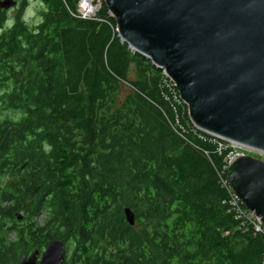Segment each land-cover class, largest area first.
Returning <instances> with one entry per match:
<instances>
[{"label": "trees", "instance_id": "obj_1", "mask_svg": "<svg viewBox=\"0 0 264 264\" xmlns=\"http://www.w3.org/2000/svg\"><path fill=\"white\" fill-rule=\"evenodd\" d=\"M40 1L32 25L0 12V111L18 112L0 118V264L54 239L72 264H264L221 182L231 148L119 40L104 0L98 19Z\"/></svg>", "mask_w": 264, "mask_h": 264}, {"label": "water", "instance_id": "obj_2", "mask_svg": "<svg viewBox=\"0 0 264 264\" xmlns=\"http://www.w3.org/2000/svg\"><path fill=\"white\" fill-rule=\"evenodd\" d=\"M103 2L119 40L166 71L196 127L264 154V0ZM15 4L0 0V8ZM226 178L264 225V160L241 155ZM124 215L135 224L130 208ZM65 248L63 240H51L18 264H63Z\"/></svg>", "mask_w": 264, "mask_h": 264}, {"label": "built area", "instance_id": "obj_3", "mask_svg": "<svg viewBox=\"0 0 264 264\" xmlns=\"http://www.w3.org/2000/svg\"><path fill=\"white\" fill-rule=\"evenodd\" d=\"M81 1L83 0H78V14L77 16H81L82 18H97L96 14H94L93 16H85L86 14H93V11L95 10H99V7L98 6H101L102 5V2H100V0H97L98 2V6H94L96 4H94L92 2V0H89V8H91V11L89 9H83L82 7V3ZM82 13V14H81ZM111 13V12H110ZM112 16V14H110ZM81 14V15H80ZM98 19V18H97ZM163 73L166 75V77L168 76L166 74V71L164 69H162ZM173 83L174 81L168 77ZM175 85V83H174ZM176 87V85H175ZM196 127V126H195ZM198 128V127H197ZM200 129V128H198ZM202 130V129H200ZM206 132V131H205ZM209 133V132H207ZM211 134V133H209ZM213 135V134H211ZM216 136V135H214ZM218 137V136H216ZM219 139L223 140L225 142V146L226 147H229L231 148L229 150V153L226 155L225 157V164H224V167H223V170H222V173L220 175V178H221V182H222V185L227 189V191L229 192V203L230 204V208H231V211L235 214L234 216H236V218L240 221V224L241 226H243V228L245 227H250V229L253 230L254 233H257V234H260L264 237V225L261 221V218L259 216H257L254 212L248 210L243 203H241L242 201L236 196V194L231 190L232 188L230 187L229 185V182H228V179L226 178L227 177V170H228V167H229V164L232 163L233 160H235L236 158H238L239 156L243 155L244 153H240L241 150H249V151H253V149L249 148V147H246L242 144H239L237 142H234L232 140H229V139H224V138H221V137H218ZM223 175L225 177H223ZM264 254V253H263ZM263 261H264V255H263Z\"/></svg>", "mask_w": 264, "mask_h": 264}, {"label": "rangeland", "instance_id": "obj_4", "mask_svg": "<svg viewBox=\"0 0 264 264\" xmlns=\"http://www.w3.org/2000/svg\"><path fill=\"white\" fill-rule=\"evenodd\" d=\"M27 3H24V2ZM103 0H100V2H102ZM92 2L96 5H94L95 7L98 6V2L97 0H92ZM98 4V5H97ZM20 8L14 12H12L11 14H7L6 17L4 19L8 20L9 24L14 23V20L17 19H24L29 25L38 23L41 20V10H43L44 8V4L43 2H41L40 0H22L21 4H20ZM102 6V5H101ZM101 6L99 7V10L101 8ZM76 10L78 12V3H77V7ZM99 10H94L93 14H86L85 16H93L94 14L98 13ZM82 14V13H81ZM80 14V15H81ZM84 15V14H82ZM81 15V16H82ZM10 19V20H9ZM4 117H10V118H17L18 117V112L14 111V110H8L7 109L5 111H0V118H4ZM240 153H244L243 155H251L254 156L256 158H260L264 160V154L260 153L258 151H247V150H241ZM69 252V251H68ZM69 257V256H68ZM70 261V259H69ZM67 264H72L71 262H69Z\"/></svg>", "mask_w": 264, "mask_h": 264}, {"label": "flooded vegetation", "instance_id": "obj_5", "mask_svg": "<svg viewBox=\"0 0 264 264\" xmlns=\"http://www.w3.org/2000/svg\"><path fill=\"white\" fill-rule=\"evenodd\" d=\"M15 1H16L15 6H13L12 8H9V9H6V8H0V12H3L4 15H7V14H11L12 12L18 10V9L20 8V6H21L20 4H21V1H22V0H15ZM9 20H10V19H9ZM14 22H16V20H14ZM69 258H70V257H68V255H67V258H66V260H65V264L68 263ZM39 259H40V257H39Z\"/></svg>", "mask_w": 264, "mask_h": 264}, {"label": "bare ground", "instance_id": "obj_6", "mask_svg": "<svg viewBox=\"0 0 264 264\" xmlns=\"http://www.w3.org/2000/svg\"><path fill=\"white\" fill-rule=\"evenodd\" d=\"M89 0H83V1H81V5H82V7H83V9H89L90 11H91V8H89V2H88Z\"/></svg>", "mask_w": 264, "mask_h": 264}]
</instances>
